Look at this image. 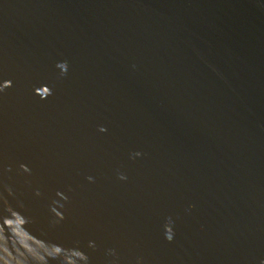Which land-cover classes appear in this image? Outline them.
Listing matches in <instances>:
<instances>
[{
    "label": "water",
    "instance_id": "water-1",
    "mask_svg": "<svg viewBox=\"0 0 264 264\" xmlns=\"http://www.w3.org/2000/svg\"><path fill=\"white\" fill-rule=\"evenodd\" d=\"M0 264H264V0H0Z\"/></svg>",
    "mask_w": 264,
    "mask_h": 264
}]
</instances>
